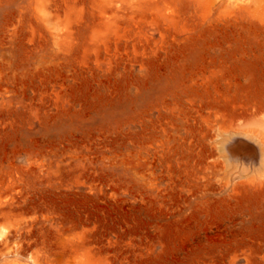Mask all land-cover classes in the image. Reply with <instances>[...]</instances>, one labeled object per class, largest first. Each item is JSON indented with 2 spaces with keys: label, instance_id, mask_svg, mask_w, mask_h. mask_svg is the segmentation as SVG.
Listing matches in <instances>:
<instances>
[{
  "label": "rangeland",
  "instance_id": "1",
  "mask_svg": "<svg viewBox=\"0 0 264 264\" xmlns=\"http://www.w3.org/2000/svg\"><path fill=\"white\" fill-rule=\"evenodd\" d=\"M0 264H264V0H0Z\"/></svg>",
  "mask_w": 264,
  "mask_h": 264
}]
</instances>
